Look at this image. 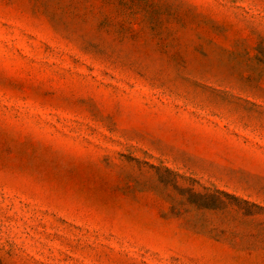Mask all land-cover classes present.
<instances>
[{
    "label": "rangeland",
    "instance_id": "obj_1",
    "mask_svg": "<svg viewBox=\"0 0 264 264\" xmlns=\"http://www.w3.org/2000/svg\"><path fill=\"white\" fill-rule=\"evenodd\" d=\"M0 264H264V0H0Z\"/></svg>",
    "mask_w": 264,
    "mask_h": 264
}]
</instances>
